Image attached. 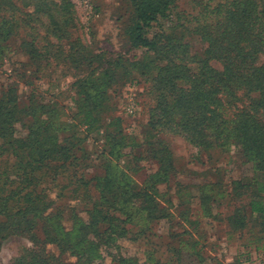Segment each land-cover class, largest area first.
<instances>
[{
    "label": "trees",
    "instance_id": "1",
    "mask_svg": "<svg viewBox=\"0 0 264 264\" xmlns=\"http://www.w3.org/2000/svg\"><path fill=\"white\" fill-rule=\"evenodd\" d=\"M177 1L129 0L132 14L125 35L133 48L143 47L153 53L147 66L156 73L155 87L160 91L158 104L151 111L155 119L152 127L174 129L172 127L176 126L200 151L223 149L230 144L254 162L259 174H264V62L259 63L264 49V0L259 4L251 2V8L239 0H223L210 8L209 1L205 12L193 20V26L188 16L175 19L171 13ZM19 2L24 7L33 6L36 14L28 15L31 20L39 22L43 16L54 27L58 20L71 22L68 8L72 5L66 0H0V34L4 33L2 26L19 21L16 17L21 11ZM161 20L166 22L160 26L162 30L150 38V31ZM8 29L12 32H7L5 41L16 34L14 25ZM194 32L208 44V58L191 60L197 64V72L181 60L165 58L170 53L190 52L188 35ZM23 41L21 48L30 61L42 57L34 41ZM88 52L83 45L72 44L69 50L59 46L56 57L63 56L75 67L88 68L94 73L93 61L99 60L100 64L103 59L101 55ZM212 60L222 64L223 72L210 65ZM102 81L108 83L105 74L86 78L76 86L77 110L73 118H69L71 122L55 103L30 98L22 107L14 85L8 86L0 97V239L9 235L24 236L34 245L29 256H21L14 264H64L55 252L47 253L45 246H56L60 255L68 254L77 259L76 264H101L103 251L116 250L118 242L129 235L128 225L137 226L141 221L150 223L166 217L165 209L155 197L156 184L165 182L172 174L170 153L165 149L153 153L160 168L157 174L150 175L144 188L136 186L113 164V159L106 166L105 175L90 179L94 194L77 189L74 191L77 196L73 198L58 192L60 187L67 189L71 183L79 182L78 188L88 186L86 172L82 171L78 178L68 175L74 170L77 176L75 153L82 140H74L80 128L85 127L90 132L104 130L110 153L116 161L122 158L124 145L118 137L122 135V120L104 117L110 113V108L105 103L108 90ZM230 83L235 89L246 92L250 101L249 110H239L232 118L227 116L224 100L219 96ZM112 131L117 134L113 135ZM255 185L256 192L248 202L247 211L249 218L259 224L258 220L264 222V179L257 177ZM53 189H57L56 198L51 196ZM215 197L202 194V206L206 208ZM63 198L75 200L77 205L63 204ZM237 212L230 225L244 229L248 219L240 215L241 209ZM64 219L71 223L70 228L65 226ZM38 230H42V241L38 239ZM137 234L132 235V241L137 240ZM260 237L264 240L263 235ZM38 245L44 248L40 250ZM256 249L264 250V245ZM111 255L118 264H131L121 254Z\"/></svg>",
    "mask_w": 264,
    "mask_h": 264
},
{
    "label": "rangeland",
    "instance_id": "2",
    "mask_svg": "<svg viewBox=\"0 0 264 264\" xmlns=\"http://www.w3.org/2000/svg\"><path fill=\"white\" fill-rule=\"evenodd\" d=\"M66 1L72 5L68 8L71 18L69 24L63 23V19L58 20L54 27L43 16H40L39 22L31 20L28 15L36 14L33 13L35 9L33 6L24 7L19 2L17 5L21 11L16 13L19 21L2 26L4 33L0 34V97L8 86L14 85L22 107L28 104L30 98L55 103L69 120L77 110L76 86L86 78L102 77L105 74L108 83L102 82L106 84L104 86L108 94L104 101L110 108V113L104 117H120L122 120V135L118 137L124 147L121 151L122 158L117 161L110 153L104 130L90 132L85 127L80 128L79 135L74 140H82L80 149L75 153L78 160L77 176L74 170L68 175L70 178H78L82 171L86 172V176L89 175L88 186L78 188L79 182L75 185L71 183L67 189L62 190L60 187L58 192L73 198L77 196L74 193L77 189L94 194L90 179L105 175L106 166L113 159V164L119 166L140 188L148 185L150 175L158 173L160 164L153 157L155 151L168 150L173 167L172 174L166 181L156 184L155 197L165 209L166 217L150 223L141 221L137 226L128 225L127 228L131 230L129 235L118 242L116 250L103 251L101 264H118L111 254H121L131 264H177L178 261L179 264H227L253 253L264 255L263 249H256L264 245V240L259 239L260 235L264 236V222L258 220L259 225L252 221L247 211L248 202L256 192L254 188L257 177L259 180L264 179V174L256 171L254 162L243 157L230 144L223 149L200 151L176 126L172 127L174 129L152 127L155 119L151 111L158 104L160 91L155 87L156 73L147 66L153 53L147 48H133L125 35V27L132 14L129 0ZM209 1L210 8H214L223 0H178L172 6L171 13L175 15V19L177 16H188L193 26V20L205 12L204 8ZM239 1L248 4L250 8L251 2H260ZM259 6L261 8L262 4ZM165 23L161 20L159 25L155 24L149 37L152 38L162 30L160 26ZM12 25L16 34L5 41L7 32H12L8 29ZM188 37L190 52L170 53L165 58L181 60L193 72H197L198 66L191 63V60L208 58V44L202 42L195 32ZM22 40L29 43L34 41L42 57L30 61L27 53L23 52L24 48H21ZM72 44L76 47L83 45L88 48V53L101 55L103 60L100 64L99 60L93 61L92 68H96L94 73L88 68L75 67L63 56H60L61 59L56 57L57 47L69 50ZM259 58L260 64L264 62V49ZM210 65L216 71L223 72L220 62L212 60ZM91 74L93 75L90 76ZM214 85L217 86V83ZM219 96L224 100L229 118L239 110H249L248 95L243 90L235 89L231 83ZM132 106L133 112L128 109ZM112 132L113 135L117 134ZM56 191L57 189H53L52 198H56ZM218 193H222V197H217ZM202 194L216 196L215 200L207 201L206 208L202 206ZM76 202L67 198L62 200L63 204L69 206H75ZM238 209L242 210L240 215L248 219L244 229L230 225V220L238 213ZM84 218H87L86 215ZM64 224L68 228L71 226L65 219ZM41 231L38 230L40 241ZM135 233H138L137 240L132 241ZM33 248L32 241L24 236L9 235L0 239V264H14L21 256H29L28 253ZM38 248L41 250L44 245H38ZM45 248L47 253L58 254L64 264L78 263L77 259L68 254L60 255L56 246Z\"/></svg>",
    "mask_w": 264,
    "mask_h": 264
},
{
    "label": "built area",
    "instance_id": "3",
    "mask_svg": "<svg viewBox=\"0 0 264 264\" xmlns=\"http://www.w3.org/2000/svg\"><path fill=\"white\" fill-rule=\"evenodd\" d=\"M133 112L132 108L129 107ZM227 264H264V255L261 253H253L247 256H241L240 258L236 259V261L228 262Z\"/></svg>",
    "mask_w": 264,
    "mask_h": 264
}]
</instances>
